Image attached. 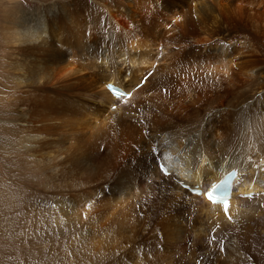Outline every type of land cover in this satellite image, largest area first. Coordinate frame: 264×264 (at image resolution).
Instances as JSON below:
<instances>
[{
    "label": "bare ground",
    "instance_id": "6f19581e",
    "mask_svg": "<svg viewBox=\"0 0 264 264\" xmlns=\"http://www.w3.org/2000/svg\"><path fill=\"white\" fill-rule=\"evenodd\" d=\"M35 9L3 19L0 73L13 78L1 105L34 162L69 184L61 217L86 223L99 249L125 264H264V62L255 57L264 54V0ZM125 57L132 72L127 61L117 70ZM109 82L123 84L128 100L115 99ZM243 95L254 107L236 124L230 109ZM232 168L230 217L183 187Z\"/></svg>",
    "mask_w": 264,
    "mask_h": 264
},
{
    "label": "rangeland",
    "instance_id": "374dc122",
    "mask_svg": "<svg viewBox=\"0 0 264 264\" xmlns=\"http://www.w3.org/2000/svg\"><path fill=\"white\" fill-rule=\"evenodd\" d=\"M52 1L64 2L65 0H0V44L4 40L2 36H7L2 27L8 24L6 23L8 22L7 18H9L8 13H11L13 9L34 12L35 8L39 9L43 5L48 6ZM68 1L70 0H66V2ZM3 14H6L5 17ZM2 16L3 18H1ZM3 19L7 21L4 22ZM160 42H158V45L161 44ZM3 44L4 47L8 46L5 43ZM7 50L5 47L0 55V65L4 62L2 58ZM261 52L257 50L255 53L258 55L255 54V57L264 62V54L262 50ZM106 54H108V51ZM244 54L245 52H241L234 55L243 57ZM125 61L129 63L132 72V63L126 57L118 63L117 70H122L121 66ZM158 63L155 61L154 66ZM97 65L105 68V61L99 59ZM1 75L0 73V264H125L117 258L120 254L102 252L99 249L100 244L96 243L98 236L84 230L88 227L86 223L81 227L79 223H71L61 217L60 209L66 204V192L70 191V186L66 183L65 178L49 176L46 170L34 162L35 159L31 153L20 144V135L16 132L17 127L10 124L11 120H8L6 107L1 105L2 95L12 88L11 79L13 75H7L11 78L10 80L8 77L5 78ZM256 96L257 93L253 95L254 99H256ZM253 97L249 98L248 102L246 95H243L239 98V109L229 108L232 110H229L231 116L234 117L231 119L235 123L237 122L236 124L240 120L242 124L244 116L247 115L252 106L254 107ZM10 99L11 95L9 96ZM11 103L13 102H10L9 111L14 106ZM112 106L115 107V105ZM112 106L108 107L111 111L114 110ZM108 108L106 112H109ZM240 129L241 126L239 131ZM257 137H254V140ZM164 155L170 156V153ZM207 171L211 172V170ZM141 179L144 180L142 176ZM105 195L109 197L110 194L105 192ZM60 201L61 203H59ZM58 212L60 214H56ZM223 243L224 241H222ZM226 254L227 248H221L216 253L218 255L216 257L220 260ZM99 259H101V262ZM125 259L127 260V258Z\"/></svg>",
    "mask_w": 264,
    "mask_h": 264
},
{
    "label": "snow or ice",
    "instance_id": "6c2138e0",
    "mask_svg": "<svg viewBox=\"0 0 264 264\" xmlns=\"http://www.w3.org/2000/svg\"><path fill=\"white\" fill-rule=\"evenodd\" d=\"M177 20H179L180 19V17H177L176 18ZM113 87H115V85H110L109 86V90H111V88H113ZM223 210H224V213H225V215H227V216H231V215H229V208H230V200H229V198H227L224 202H223Z\"/></svg>",
    "mask_w": 264,
    "mask_h": 264
}]
</instances>
